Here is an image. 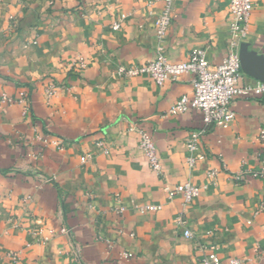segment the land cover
<instances>
[{"label":"crops","instance_id":"0c3cea01","mask_svg":"<svg viewBox=\"0 0 264 264\" xmlns=\"http://www.w3.org/2000/svg\"><path fill=\"white\" fill-rule=\"evenodd\" d=\"M163 5L0 0V96L26 97L29 107L24 116V104H0V256L17 252L18 264H198L197 243H214L221 264L229 258L264 264V215H255L264 202V176H254L264 170L256 158L264 99L235 100L234 119L209 129L201 144L206 160L190 169L185 143L202 126L201 114H167L176 100L192 95L190 76L157 86L147 77L117 74L120 65L156 59L154 28ZM229 22L228 0H175L165 56L180 63L206 49L207 59L219 64L232 50ZM238 53L264 63V0H253L249 34ZM77 59L85 67L71 77L68 65ZM49 81L71 89L48 100ZM134 128L152 134L160 175L149 168ZM53 140L67 146L60 151ZM86 153L93 158L82 165ZM209 170L217 177L205 187ZM186 182L201 191L183 206L167 190ZM145 204L160 210H134ZM33 230L42 242L27 247ZM184 230L193 237H184ZM122 251L134 257L121 260Z\"/></svg>","mask_w":264,"mask_h":264},{"label":"built area","instance_id":"2783aa9c","mask_svg":"<svg viewBox=\"0 0 264 264\" xmlns=\"http://www.w3.org/2000/svg\"><path fill=\"white\" fill-rule=\"evenodd\" d=\"M175 0H163V8L158 14L155 21V35L158 42L157 57L154 61L142 65L122 66L117 68V74L126 79L147 77L157 86H162L165 82H176L183 75L190 76L192 86V95L182 96L169 108L168 115H181L196 110L200 112L202 117V126L188 134L185 143L186 157L185 163L188 168H194L199 162L206 160V154L202 150V141L209 129L212 127H226L235 117L232 110V105L237 99L260 100L264 99V81L250 78L245 80V74L241 70L238 49L243 40L249 34V22L253 10V0H228V12L230 17V47L231 51L219 64H212L207 59L206 49L195 50L191 53L186 61L180 63L170 62L164 54V42L172 23V10ZM52 4V1H50ZM151 5V3H149ZM120 29V24L115 23L112 26L113 31ZM70 74H77L85 67V63L81 59H77L69 63ZM68 85L57 84L49 81L44 88L46 98L51 99L59 90H70ZM15 103L24 104L22 114L26 116L29 112V107L26 104L27 98L20 97L18 100L10 98L7 95L0 96V104L11 106ZM138 136V147L144 154L149 168L152 172L160 175L162 173L160 157L153 139L152 134L142 128H134ZM259 139L261 147L256 153L258 161L264 165V130H261ZM40 142H44V137H39ZM51 145L62 151L67 146V142L53 140ZM101 147V143L96 144ZM38 156H35L37 159ZM93 158V153H86L81 158V164H87ZM254 176H264V170L260 173H255ZM217 177L216 170L207 172V186L215 184ZM240 181L243 176H238ZM169 197L180 196L182 205L187 206L199 197L201 188L186 182L173 190H167ZM89 197V194H88ZM134 210L140 214L156 213L160 210L159 206L153 204H145L136 206ZM124 208L118 206L116 212L121 214ZM264 215V202L258 205L255 215ZM177 223L182 225V220L179 217ZM251 224V222H248ZM60 233H65L64 229ZM121 233V231H119ZM31 235L35 239L27 244V247L41 243L42 239H38L37 232L31 231ZM134 234H129L133 237ZM183 236L192 238L193 235L189 230H184ZM111 249L112 242H107ZM197 248L202 252V257L198 264H221L218 254V245L197 243ZM119 259L131 260L134 256L130 252L122 251L119 253ZM7 261L9 264H18L19 253L9 251L3 256H0V264ZM72 261H80L79 254H74ZM227 264H242L240 260L229 258Z\"/></svg>","mask_w":264,"mask_h":264},{"label":"water","instance_id":"95a60500","mask_svg":"<svg viewBox=\"0 0 264 264\" xmlns=\"http://www.w3.org/2000/svg\"><path fill=\"white\" fill-rule=\"evenodd\" d=\"M242 72L255 80L264 81V63L256 62L253 59H246L239 54Z\"/></svg>","mask_w":264,"mask_h":264},{"label":"trees","instance_id":"16d2710c","mask_svg":"<svg viewBox=\"0 0 264 264\" xmlns=\"http://www.w3.org/2000/svg\"><path fill=\"white\" fill-rule=\"evenodd\" d=\"M71 77H74L75 75H73V74H69Z\"/></svg>","mask_w":264,"mask_h":264}]
</instances>
